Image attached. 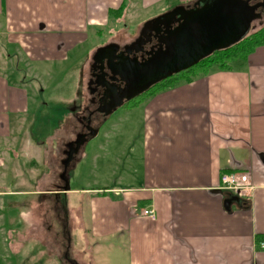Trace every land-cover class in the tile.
<instances>
[{"label":"crops","instance_id":"obj_1","mask_svg":"<svg viewBox=\"0 0 264 264\" xmlns=\"http://www.w3.org/2000/svg\"><path fill=\"white\" fill-rule=\"evenodd\" d=\"M123 2L134 15L176 5L171 0H0V60L6 53L16 56L14 64L0 63V264H17L14 255L26 240L1 222L6 220L2 207L10 199L11 207H22L23 195L37 196L38 212L52 209L51 221L28 225L32 239L54 255L65 252L66 259L76 246L74 231L81 229L85 242L78 252L88 254L85 264H264L258 246L264 240V44L227 68L213 65L126 108L128 125L121 121L109 130L110 138L121 140L119 159H112L115 167L106 178L111 182L98 186V175L86 174L80 175L85 186L69 187L78 163L98 160L97 149L86 151L83 143L103 133L100 127L66 164L87 101L83 87L90 52L110 26L109 10ZM68 69L76 70L77 83L67 106L40 104L33 81L46 88ZM37 104L38 113L60 114L66 122L59 118L42 148L44 171H25L34 183L26 189L9 150H15L16 135L36 115ZM35 147L31 138L26 149L31 153ZM35 160L26 166L32 168ZM120 166L125 171L116 175ZM227 172L247 174L251 188L236 193L222 187L220 177ZM72 196L80 199L78 207L71 206ZM146 205H152L155 219L135 212Z\"/></svg>","mask_w":264,"mask_h":264},{"label":"rangeland","instance_id":"obj_2","mask_svg":"<svg viewBox=\"0 0 264 264\" xmlns=\"http://www.w3.org/2000/svg\"><path fill=\"white\" fill-rule=\"evenodd\" d=\"M172 3L177 2V0H171ZM196 0H190L186 1L187 6L193 5V3ZM261 0H251L252 4L257 3ZM192 2V3H190ZM176 5L171 6H161L157 8L156 10H153L149 13V15L141 13L139 11L136 15L130 14V12L133 11L131 8V5L127 4L125 5L123 12L120 16H110V26L107 28H104L102 30V33L97 35L95 45L104 44L106 42L111 41H118V42H126L132 40L139 30L143 27V24L153 19L156 16H159L161 14H164L167 11H170L172 8H174ZM261 11L259 9L258 12L261 13V17L255 19V21L252 22V28L248 32V34H251L255 31H258L262 28H264V8L261 7ZM145 15V17H144ZM117 17V19H116ZM148 18V19H147ZM116 19V21L114 20ZM59 28V27H58ZM102 29V28H101ZM56 31L62 32L61 30L56 29ZM56 31H54L56 33ZM92 45V43H91ZM88 55V54H87ZM87 58V56H86ZM85 58V59H86ZM9 60H12L9 61ZM84 59L81 60L80 64H83ZM0 63L2 65L9 66L11 64L16 63V56L13 53H6L4 60H0ZM65 64H61V67H64ZM21 69L22 66L18 64ZM40 68V65H38V70ZM66 70V69H64ZM69 70V69H68ZM67 73L64 74H58L57 76H54V81L51 83V85L45 87H42L39 83L40 81L35 80L33 81V86L35 93H37V96L40 97V104H48L52 108L56 107H65L68 104V98L72 97V92L75 90L76 83H77V76H76V70L71 69ZM86 89V82L85 86L83 87ZM44 90V91H42ZM87 93V92H86ZM88 95V94H87ZM57 98V99H56ZM88 96L86 97L87 100ZM39 108H42L41 105L36 106V115L27 119L25 122V125H23V130L21 133L17 134L16 136L20 138L18 145H16L15 150H9V154L12 156H15V159L12 161L13 163H17L20 165L19 167H16V170L18 174H20L22 181L21 186L22 188L26 189H32L34 188V183L29 181L28 175L25 173V171L31 170L34 174H41L44 169L46 168V164L43 163L42 158V148L46 146L50 142L51 136L54 134L53 127L56 126V124L59 122V118H61L64 122H66V117L62 116L60 114L53 113V115H50L49 113H43L39 112ZM48 108V107H47ZM114 111V112H113ZM108 116L103 117V121L100 122L96 127H100L102 129V132L97 138H93L89 141L86 140L84 144V149L86 151H91V146L93 149H97V159L94 158L91 160V162L87 163H78L77 168H74L71 171L72 180L69 181V187H78L81 188L82 186H85V181L82 178V176H97L98 175V186L109 184L111 181L109 179H106L107 176L111 175L112 167L115 166L111 165V161L114 158H118L120 156V150L118 151L117 142L121 143V140H117V136L114 135L112 138H110L109 130L113 128L115 125H128L125 121V118L127 116V110L126 106H119L115 108ZM32 130V131H31ZM31 138H34L35 143L38 145V147H35L31 153H29V150L26 149L27 144L30 142ZM56 140V138H54ZM22 141V144H21ZM116 142V145L113 142ZM103 146V147H102ZM101 148V150H100ZM36 158L34 165L32 168H29V166H26L30 159L33 157ZM91 156V155H90ZM103 158V159H102ZM22 167L24 170H22ZM123 168L125 171V166H120L118 170H116V175L123 173ZM11 169V173H15L14 170ZM82 175V176H80ZM101 175H106L104 179L101 178ZM14 177L10 175L8 177L7 185H9L12 182ZM6 185V186H7ZM20 202L23 201L24 205L22 207H11V202L13 199L8 200V204L6 203V207H2L1 213H4L2 217H6V220L3 219L1 222L4 225V228L8 231H11L12 233H15L17 230H20L24 237H26V240L24 241V245L18 249L19 251L14 255V261H16L17 264H85V261H88V254L79 253L78 249H80L78 246H83V231L81 229H76L74 231L75 236V247L74 252L70 253V258L67 259L64 257L65 252L60 251L58 252V256L53 253H51L46 246L42 242H35V240L32 239L31 234L34 230H31V227L28 226L29 224L38 223L39 227L40 224H44V222H49L52 220V209L48 207L43 206L39 212L36 210V202L37 196L34 195H23L18 197ZM34 202L33 204H31ZM22 203V204H23ZM32 205V206H31ZM80 205V199L72 196L71 199V206L72 207H78ZM86 205V203H84ZM148 205V204H147ZM142 206L140 208H151V206ZM33 207V208H32ZM153 209V208H152ZM47 210V211H46ZM140 210H135L137 215L140 214ZM154 210V209H153ZM155 211V210H154ZM53 215L54 212H53ZM142 216V215H141ZM147 219H150V216H143ZM32 218L34 221H32ZM31 222V223H30ZM41 224V225H42ZM14 242L20 241L18 238H13ZM85 242V240H84ZM71 252V251H70ZM67 254V253H66ZM113 252L109 249L105 252L104 256L108 259L112 257ZM62 259L61 261L58 260ZM84 259V260H83Z\"/></svg>","mask_w":264,"mask_h":264},{"label":"water","instance_id":"obj_3","mask_svg":"<svg viewBox=\"0 0 264 264\" xmlns=\"http://www.w3.org/2000/svg\"><path fill=\"white\" fill-rule=\"evenodd\" d=\"M261 7L264 8V0L255 4L251 0H196L191 6L178 5L146 21L144 33L152 29V24L178 22V25L167 31L162 40L164 47L159 46L141 60L128 56L119 63L117 70H112L125 81V88L121 89V94L117 93V100L108 104L106 110L103 106L99 110L108 115L152 85L194 66L217 50L237 43L248 34L252 22L261 17L257 11ZM103 50L106 47L97 50L94 61ZM95 133L96 129L90 128V135ZM84 140L85 137L83 139V135H79L75 147L73 143L69 144L66 164Z\"/></svg>","mask_w":264,"mask_h":264},{"label":"flooded vegetation","instance_id":"obj_4","mask_svg":"<svg viewBox=\"0 0 264 264\" xmlns=\"http://www.w3.org/2000/svg\"><path fill=\"white\" fill-rule=\"evenodd\" d=\"M261 10L259 8V11ZM177 23L152 24V29L145 33L143 32L145 27L143 24L141 30H139L132 40L126 42H106L95 47L90 52L86 76L88 98L84 106V113L81 116L80 131L76 133L75 138L71 141L73 147L76 146L75 140L79 135H83V139L84 137L85 139L88 138L90 128L96 127L103 121V117L107 116L99 109H102L103 106V110H106V106L117 100L116 97L123 91L121 89L125 88V81L118 74H113L112 70H117L119 63H122L128 56L130 58L137 57L141 60L154 53L159 46L162 45L164 47L162 40L167 35V31L174 29L178 25ZM104 47H106V50L101 51L96 57L97 61H94L93 57L97 50ZM148 53L150 54L148 55ZM132 99L125 101L121 106L127 104Z\"/></svg>","mask_w":264,"mask_h":264},{"label":"trees","instance_id":"obj_5","mask_svg":"<svg viewBox=\"0 0 264 264\" xmlns=\"http://www.w3.org/2000/svg\"><path fill=\"white\" fill-rule=\"evenodd\" d=\"M125 5L126 2H123L117 9H110L109 12L118 17L123 12ZM262 44H264V28L251 34H247L237 43L227 48L217 50L200 60L194 66L152 85L145 92L125 104V106L126 108H132L140 104L147 97L173 87L181 80H189L197 74H205L213 65H217L219 68H227L231 60L248 55L254 48Z\"/></svg>","mask_w":264,"mask_h":264},{"label":"built area","instance_id":"obj_6","mask_svg":"<svg viewBox=\"0 0 264 264\" xmlns=\"http://www.w3.org/2000/svg\"><path fill=\"white\" fill-rule=\"evenodd\" d=\"M220 181L222 187L228 188L236 193H244L245 190L251 188L250 184L247 183V174L239 175L236 172L222 173ZM140 214L142 216H150L152 220L156 218V213L152 207L141 209ZM258 246L260 249L264 250V240H261L258 243Z\"/></svg>","mask_w":264,"mask_h":264}]
</instances>
